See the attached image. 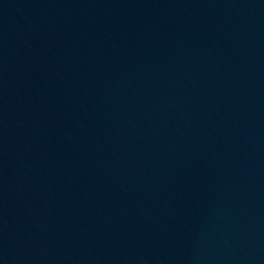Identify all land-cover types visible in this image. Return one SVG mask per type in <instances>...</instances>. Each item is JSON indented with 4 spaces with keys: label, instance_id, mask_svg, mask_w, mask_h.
<instances>
[{
    "label": "water",
    "instance_id": "1",
    "mask_svg": "<svg viewBox=\"0 0 264 264\" xmlns=\"http://www.w3.org/2000/svg\"><path fill=\"white\" fill-rule=\"evenodd\" d=\"M0 264H264V0H0Z\"/></svg>",
    "mask_w": 264,
    "mask_h": 264
}]
</instances>
